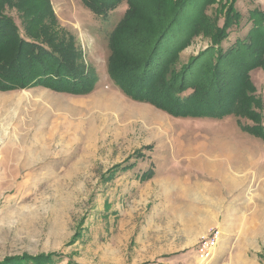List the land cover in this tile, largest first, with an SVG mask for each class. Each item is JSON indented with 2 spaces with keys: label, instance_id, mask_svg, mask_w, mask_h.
Listing matches in <instances>:
<instances>
[{
  "label": "rangeland",
  "instance_id": "1",
  "mask_svg": "<svg viewBox=\"0 0 264 264\" xmlns=\"http://www.w3.org/2000/svg\"><path fill=\"white\" fill-rule=\"evenodd\" d=\"M34 1L56 17L43 38L71 39L96 80L85 94L0 90V264H264V138L241 127L255 122L178 117L125 95L108 65L127 1L107 16L83 0ZM200 7L209 23L169 62V77L206 50H229L260 25L252 11L264 14V0ZM22 11L3 13L25 35ZM225 27L220 47L214 34ZM251 75L264 123V69ZM208 239L212 254L201 256Z\"/></svg>",
  "mask_w": 264,
  "mask_h": 264
},
{
  "label": "trees",
  "instance_id": "2",
  "mask_svg": "<svg viewBox=\"0 0 264 264\" xmlns=\"http://www.w3.org/2000/svg\"><path fill=\"white\" fill-rule=\"evenodd\" d=\"M123 1L129 7L110 34L108 70L125 95L155 104L178 117L222 118L230 113L245 116L255 123H241L242 129L264 138V123L254 109V102L262 107V99L252 94L257 87L251 75L256 68L264 69L261 11H252L256 22L260 14V25L253 26L245 39L237 40L227 51L218 48L208 54L206 50L182 73L169 77V62L197 30L209 23L205 22L200 7L202 0L189 18L183 15L192 13L191 7L197 0H83V3L94 13L107 16ZM7 4L23 9L25 35L20 33L14 19L3 13ZM45 4L34 0H0V90L43 84L57 90L88 93L96 76L74 61L73 41L59 35L43 38L56 25L51 6L46 8ZM226 27L214 34L216 44L228 37ZM137 46L140 48L136 51Z\"/></svg>",
  "mask_w": 264,
  "mask_h": 264
},
{
  "label": "built area",
  "instance_id": "3",
  "mask_svg": "<svg viewBox=\"0 0 264 264\" xmlns=\"http://www.w3.org/2000/svg\"><path fill=\"white\" fill-rule=\"evenodd\" d=\"M215 244H216V240L214 239H208L204 241L198 248V251L201 254V256L211 255Z\"/></svg>",
  "mask_w": 264,
  "mask_h": 264
}]
</instances>
